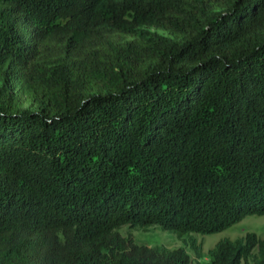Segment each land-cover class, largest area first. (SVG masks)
Listing matches in <instances>:
<instances>
[{
    "label": "trees",
    "instance_id": "1",
    "mask_svg": "<svg viewBox=\"0 0 264 264\" xmlns=\"http://www.w3.org/2000/svg\"><path fill=\"white\" fill-rule=\"evenodd\" d=\"M253 214L264 0H0V264H194L120 229ZM198 264H264V239Z\"/></svg>",
    "mask_w": 264,
    "mask_h": 264
},
{
    "label": "rangeland",
    "instance_id": "2",
    "mask_svg": "<svg viewBox=\"0 0 264 264\" xmlns=\"http://www.w3.org/2000/svg\"><path fill=\"white\" fill-rule=\"evenodd\" d=\"M24 108L39 110V106L31 101H25ZM121 234L132 237L135 242L151 247L175 249L179 247L191 256L194 264L209 261V251L216 243L224 238L237 239L243 238L247 233L254 232L261 239H264V215H247L240 222L223 231L212 234H201L192 232L184 236L164 230L159 225L149 227H131L125 225L120 229Z\"/></svg>",
    "mask_w": 264,
    "mask_h": 264
}]
</instances>
